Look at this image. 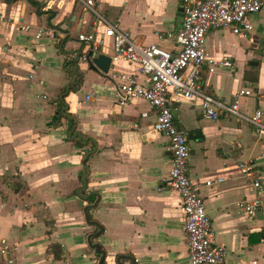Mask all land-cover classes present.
<instances>
[{
	"label": "crops",
	"instance_id": "1",
	"mask_svg": "<svg viewBox=\"0 0 264 264\" xmlns=\"http://www.w3.org/2000/svg\"><path fill=\"white\" fill-rule=\"evenodd\" d=\"M10 1L0 0V264H99L88 243L99 227L84 212L98 199L89 216L103 227L92 237L106 251L102 264H119V257L121 264H190L181 197L158 189L172 163L168 137L155 131L148 101L119 100L124 79L147 77L125 61L95 71L78 39L91 31L104 36L101 15L137 43L176 52L166 36L182 25V0H96L94 11L76 0ZM250 20L246 34L210 30V57L227 56L233 67L210 72L206 64L200 75L202 91L225 103L252 88L240 99L247 114L264 108V12ZM40 28L45 33L37 38ZM112 52L106 38L103 53ZM170 104L180 127L200 131L188 136L189 172L200 183L216 241L228 249L222 264H264V209L250 214L237 204L259 195L241 161L259 170L264 201V135L231 116L206 117L200 98L173 94Z\"/></svg>",
	"mask_w": 264,
	"mask_h": 264
},
{
	"label": "built area",
	"instance_id": "2",
	"mask_svg": "<svg viewBox=\"0 0 264 264\" xmlns=\"http://www.w3.org/2000/svg\"><path fill=\"white\" fill-rule=\"evenodd\" d=\"M76 1L87 9L95 10L96 0ZM258 12H264V0H184L182 25L166 36L179 47L176 52L162 48L157 43H137L129 30L107 21L101 15L98 16L105 23L104 36H99L96 31L78 35V39L86 44V51L80 54L84 60L89 61L103 53L106 38H111L112 63H136L147 77L146 81L131 75L124 79L120 83L119 100L121 104L131 99L148 101L154 109L155 131L168 137L172 163L163 178L164 185L158 189L161 191L164 187L169 188L181 197L190 264H222L228 249L216 241V231L200 183L191 178L189 159L192 151L188 133L176 122V108L170 104L171 96L175 94L188 99L200 98L206 117L218 119L221 115L231 116L250 123L257 135H264V108L258 106L251 114L244 113L240 108V99L251 96L254 93L252 88H241L231 103H225L203 92L200 84L204 65L208 64L210 72L233 67L232 60L227 56L221 59L210 57L206 46L210 30L230 28L235 34H246L253 29L250 16ZM4 17L0 12V34ZM22 28H29V25ZM56 32V29L51 28L47 34L55 37ZM44 33L45 29L40 28L36 37L40 38ZM147 115V112L142 113L144 117ZM239 168L252 179V186L259 190V195L252 202L237 203L238 207L253 214L257 209H264L260 173L251 161H241ZM222 180L219 178L217 181ZM212 182L206 181L207 184Z\"/></svg>",
	"mask_w": 264,
	"mask_h": 264
},
{
	"label": "water",
	"instance_id": "3",
	"mask_svg": "<svg viewBox=\"0 0 264 264\" xmlns=\"http://www.w3.org/2000/svg\"><path fill=\"white\" fill-rule=\"evenodd\" d=\"M10 0H6V3L10 4ZM182 3H184V0H182ZM180 10L183 12V7L180 8ZM90 62V66L92 69H94L95 71H98V72H101V73H108L109 70H110V67H111V64H112V59H111V56L110 55H107V54H104V53H100L94 57H92L91 60H89ZM196 132H189L188 133V136L189 137H193V134H195ZM200 131H197L196 134H199ZM75 136H79V138L82 137L81 133L77 132L75 133ZM195 136V135H194ZM88 174V173H87ZM87 174L85 175L84 177V186L86 187L87 186V183L85 182V179H86V176ZM99 202V199L94 203V204H91V205H88L84 208V212H85V216H86V220L88 222H93L95 225H97L99 227V231L94 233L93 236H98L100 235V233L103 231V227L102 225H100V223L98 221H91L90 220V216H89V209L96 206V204ZM93 236H90L88 238V243L89 245L95 249V251L101 255L100 257V261H99V264H102L103 260L105 259L106 257V251L102 248V244L99 243V242H93L92 241V237ZM118 263H120V257L118 258ZM132 263L135 264L134 260L132 259Z\"/></svg>",
	"mask_w": 264,
	"mask_h": 264
},
{
	"label": "trees",
	"instance_id": "4",
	"mask_svg": "<svg viewBox=\"0 0 264 264\" xmlns=\"http://www.w3.org/2000/svg\"><path fill=\"white\" fill-rule=\"evenodd\" d=\"M31 3L34 4V5H38V4H39L38 1H32V0H31ZM62 43H63V42H61V43L59 44V47H60V48H62V46H63ZM71 62H72V61H68L67 65L70 64ZM249 78L251 79L250 81H251L252 83L257 82V80H258L257 77L254 78V77H251V76H250ZM58 118H59V115L56 116V119H58ZM262 236L264 237V232H262ZM52 250H53V252H54V254H55L56 257H61V256H62V254H59V253L57 252L56 247H52Z\"/></svg>",
	"mask_w": 264,
	"mask_h": 264
}]
</instances>
